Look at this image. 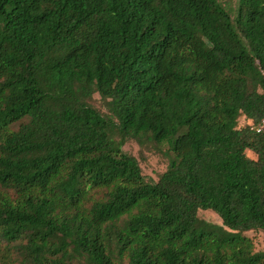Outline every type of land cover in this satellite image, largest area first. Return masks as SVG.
<instances>
[{
    "label": "trees",
    "instance_id": "16d2710c",
    "mask_svg": "<svg viewBox=\"0 0 264 264\" xmlns=\"http://www.w3.org/2000/svg\"><path fill=\"white\" fill-rule=\"evenodd\" d=\"M263 120L264 0H0V264H264Z\"/></svg>",
    "mask_w": 264,
    "mask_h": 264
},
{
    "label": "rangeland",
    "instance_id": "374dc122",
    "mask_svg": "<svg viewBox=\"0 0 264 264\" xmlns=\"http://www.w3.org/2000/svg\"><path fill=\"white\" fill-rule=\"evenodd\" d=\"M224 6L235 8L237 0H219ZM94 105L99 109L104 110L102 103L98 96H94ZM247 122L241 117L239 119V127H242ZM122 150L134 157L141 169V175L149 185L155 184L161 175L166 171L168 165V158L165 156L167 152V145H156L153 142L145 141L138 144L135 141L127 142ZM247 157L255 159L256 157L251 152H246ZM197 220L201 229L214 231L218 237H228L235 235H242L252 240L254 250L264 254V239L263 234L258 231H246L239 233L234 230L227 229L223 226L221 219L212 211L199 210L197 212Z\"/></svg>",
    "mask_w": 264,
    "mask_h": 264
},
{
    "label": "built area",
    "instance_id": "2783aa9c",
    "mask_svg": "<svg viewBox=\"0 0 264 264\" xmlns=\"http://www.w3.org/2000/svg\"><path fill=\"white\" fill-rule=\"evenodd\" d=\"M264 127V120L261 123V126L257 128L256 132H260V130Z\"/></svg>",
    "mask_w": 264,
    "mask_h": 264
}]
</instances>
